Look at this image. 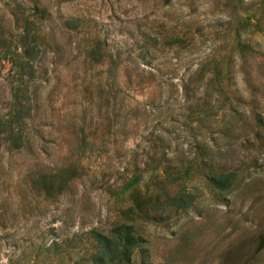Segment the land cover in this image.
I'll use <instances>...</instances> for the list:
<instances>
[{
	"label": "rangeland",
	"instance_id": "1",
	"mask_svg": "<svg viewBox=\"0 0 264 264\" xmlns=\"http://www.w3.org/2000/svg\"><path fill=\"white\" fill-rule=\"evenodd\" d=\"M16 2L47 42L34 122L0 139V264H94L91 229L121 220L133 264H264V0H0L3 35ZM13 80L0 52V115Z\"/></svg>",
	"mask_w": 264,
	"mask_h": 264
},
{
	"label": "trees",
	"instance_id": "2",
	"mask_svg": "<svg viewBox=\"0 0 264 264\" xmlns=\"http://www.w3.org/2000/svg\"><path fill=\"white\" fill-rule=\"evenodd\" d=\"M36 9V5L24 8L20 2H16L14 7H10V13L16 27H20L18 35L14 37L13 34L8 36L0 33V52H9L16 90L14 112L10 115H0V139H7L14 147L22 145L27 122H34L31 114L33 98L28 92L29 80L34 75L33 62L41 51V44L47 42L39 33L38 21L34 19ZM96 90H98L96 98L99 100V105L103 107L100 116L110 119L120 106L116 84L108 78L106 82H99ZM171 94L168 93L165 96L163 103L171 97ZM161 98V96L152 98L150 107L154 109L161 107L163 105ZM187 108H193L192 104L189 103ZM206 174L209 175V172ZM215 181L219 183L221 179H215ZM41 182L47 189L52 186L51 181L42 180ZM91 233L93 249L90 258L94 264H133L131 255L134 249L145 240L143 234L132 222L124 220L111 225L105 231L92 228Z\"/></svg>",
	"mask_w": 264,
	"mask_h": 264
}]
</instances>
